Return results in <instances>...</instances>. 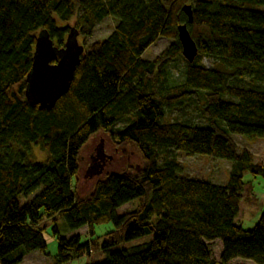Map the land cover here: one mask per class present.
<instances>
[{
	"label": "trees",
	"instance_id": "1",
	"mask_svg": "<svg viewBox=\"0 0 264 264\" xmlns=\"http://www.w3.org/2000/svg\"><path fill=\"white\" fill-rule=\"evenodd\" d=\"M185 4L193 6L192 22ZM109 16L114 30L83 43L70 90L52 108L31 104L27 76L37 37L48 32L63 47L72 29L78 39L87 37ZM182 23L199 48L193 62L183 55ZM164 37L170 46L144 59ZM178 58L186 62L184 75L170 85L169 66ZM240 66L254 74L249 85L232 82L242 78ZM262 82L264 0H0V264H19L33 251L49 256L47 217L58 240L54 264L83 255L87 264H231L237 258L264 264V208L253 228L236 223L244 172L264 177V163L240 150L233 136L264 139ZM191 101L201 103L206 124L166 117ZM101 131L117 144L137 146L144 164L136 172L109 173L80 196L73 178L81 152ZM34 147L47 158L33 160ZM162 148L229 160V179L181 176L174 159L159 162ZM138 197L136 208L118 213ZM57 214L71 230L87 226L91 238L62 236ZM107 222L114 229L94 236ZM215 240L222 243L220 260L207 245Z\"/></svg>",
	"mask_w": 264,
	"mask_h": 264
},
{
	"label": "rangeland",
	"instance_id": "2",
	"mask_svg": "<svg viewBox=\"0 0 264 264\" xmlns=\"http://www.w3.org/2000/svg\"><path fill=\"white\" fill-rule=\"evenodd\" d=\"M116 20L113 17H106L96 23L92 33L85 37L81 35L79 37V42L83 44L85 42L86 46H89L94 41H101L109 36V34L114 30ZM172 39L161 38L157 43L151 45L142 55L146 60L156 59L162 52L170 46ZM88 50V48H87ZM204 63L208 67H213L214 62L210 59H203ZM228 68H232L227 65ZM186 68V62L183 58H178L173 61L169 66V82L171 84H177L182 81L184 71ZM240 75L242 78L238 81L232 78V82H242L244 85L250 84V78L254 75L252 72H249L247 68L240 66L239 67ZM231 69V73H232ZM264 85V82L261 83ZM202 102V101H201ZM167 118H172L173 120L185 122V123H197V124H206L204 117L201 112V103L198 101L187 102L186 104L172 110L167 111ZM131 121L130 118H127L123 121L117 123L116 127H124ZM236 138L237 143L240 146V150L253 149L257 154L260 155V162L264 163V139H248L240 135H233ZM100 146L103 147L107 155L111 158H107L105 167L102 173L99 174H90V167L95 162L94 157H97V148ZM33 160L42 161L45 160L48 156L47 151L41 149L40 147H34L31 154ZM174 159L181 167L180 175L188 176L191 178H197L206 181H212L216 183H226L229 179L232 162L223 158H216L209 155L196 154L188 155L183 151L176 150L174 148H162L159 155V162L165 163L168 160ZM258 160V161H259ZM100 163V161L96 160ZM144 164L143 156L135 145L130 144H117L114 142L110 136L109 132H99L94 135L82 149L81 152V168L79 174L73 178V184L77 188V192L80 196H86L90 194L96 182L106 177L107 174L112 172H123L125 170H130L136 172V170L142 167ZM254 177L258 178L255 179ZM243 180L246 183L244 196L248 197L246 200H242L240 203V213L236 218V223L242 224L245 229H251L255 226L249 225L248 215L249 211L254 208L253 201V190H250L248 193L249 185L252 183L254 186L253 189L259 194L264 193V177L261 175H254L250 170H245ZM253 180V181H252ZM251 194V196H250ZM250 197V198H249ZM142 197L133 199L131 202L126 203L125 205L118 208V213L123 214L127 211L136 208ZM27 199L25 197L21 198V202L25 203ZM262 214V211H261ZM260 214V216H261ZM260 218V217H259ZM44 224L47 225L46 230V239L48 242V252L49 256L41 254L39 251H35L32 256L40 257V262L37 261L34 264H54L56 255L58 253V240L53 235V218H45ZM56 224L60 231V234L64 237L70 238L75 234L81 235L83 240H88L90 234L88 233L87 226L81 227L77 230H71L64 218L60 215H56ZM114 229L113 222H107L100 225H97L95 228L94 236H102L105 233ZM208 248L213 259L220 260L222 253V243L219 240L209 242ZM33 261H25L19 264H32ZM65 264H87V256H79L73 258L70 262Z\"/></svg>",
	"mask_w": 264,
	"mask_h": 264
},
{
	"label": "water",
	"instance_id": "3",
	"mask_svg": "<svg viewBox=\"0 0 264 264\" xmlns=\"http://www.w3.org/2000/svg\"><path fill=\"white\" fill-rule=\"evenodd\" d=\"M183 9L192 22L193 6L185 4ZM78 36L79 32L72 29L63 47H58L48 32H42L37 37L32 69L27 76L26 96L31 104L38 105L40 109L52 108L70 90L85 50V45L79 42ZM178 36L184 57L193 62L199 48L186 23L178 26ZM107 158L111 156L106 154L103 147L97 148V157H94L90 174L102 173Z\"/></svg>",
	"mask_w": 264,
	"mask_h": 264
},
{
	"label": "crops",
	"instance_id": "4",
	"mask_svg": "<svg viewBox=\"0 0 264 264\" xmlns=\"http://www.w3.org/2000/svg\"><path fill=\"white\" fill-rule=\"evenodd\" d=\"M264 151V150H263ZM251 152L254 154V158L256 161L259 160L260 155L257 154L253 149H251ZM260 161V160H259ZM255 179H258L256 177H254ZM253 181V180H252ZM253 182H251V184L249 185L250 187L248 188V193H250V190H253V201H254V208L252 210L249 211V215H248V222L250 223L249 225H254L256 224V222L259 220L261 211H263L264 208V193L259 194L257 191H255L254 186L252 185ZM253 187V188H252ZM251 196V194H250ZM248 197L244 196V192L242 193V200H246ZM250 198V197H249ZM241 200V201H242ZM239 216V215H238ZM237 216V217H238ZM242 225V224H240ZM243 226V225H242ZM35 251L28 253L24 256V259L21 263L29 260V261H33L32 264L36 263L37 261L40 262V257L38 256H32V254H34ZM43 254V253H41ZM45 255V254H44ZM231 264H255L252 260H248V259H242V258H237V259H233L231 261Z\"/></svg>",
	"mask_w": 264,
	"mask_h": 264
}]
</instances>
